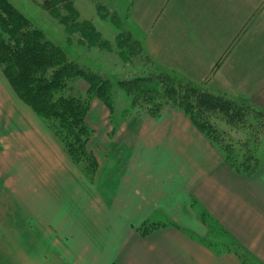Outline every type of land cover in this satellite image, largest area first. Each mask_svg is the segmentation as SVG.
<instances>
[{"label":"crops","instance_id":"1","mask_svg":"<svg viewBox=\"0 0 264 264\" xmlns=\"http://www.w3.org/2000/svg\"><path fill=\"white\" fill-rule=\"evenodd\" d=\"M115 1L160 67L264 112V0ZM117 114L91 106L89 175L0 66V264H264V162L232 169L171 106Z\"/></svg>","mask_w":264,"mask_h":264},{"label":"trees","instance_id":"2","mask_svg":"<svg viewBox=\"0 0 264 264\" xmlns=\"http://www.w3.org/2000/svg\"><path fill=\"white\" fill-rule=\"evenodd\" d=\"M42 6L81 44L110 52L118 49L120 57L127 60L143 52L141 41L134 37L124 20L105 5L97 2L96 8L101 17L117 30L114 43L91 21L81 17L73 0H44ZM0 29V66L5 76L19 97L48 124L73 161L87 174H93L97 160L88 145L93 131L87 115L95 99L113 112V82L72 60L9 0H0ZM75 80L87 84L85 93L72 95L69 92ZM118 85L130 99L125 114L142 106L153 115L167 106L182 110L221 150L232 169L252 173L262 164L258 159L253 163H237L219 138L223 132L221 124L240 127L250 119L256 122L245 126L253 128L250 137L264 134V112L256 110L249 102L211 91L166 69L149 77L120 80ZM252 112L263 117H254L256 115ZM155 226L145 225L141 230L146 234ZM240 257L244 264H252L245 254Z\"/></svg>","mask_w":264,"mask_h":264},{"label":"rangeland","instance_id":"3","mask_svg":"<svg viewBox=\"0 0 264 264\" xmlns=\"http://www.w3.org/2000/svg\"><path fill=\"white\" fill-rule=\"evenodd\" d=\"M19 11H21L34 25V27L42 30L46 35L47 39L61 47L69 57L79 63L81 66H85L90 70L103 74L104 76L111 79L113 82V103L114 110L120 111L115 118L121 117V113H125L129 109L130 99L128 95L118 85L120 80L133 79L137 77H149L152 73L164 70L160 67L149 51H147L144 43L141 41L143 52L133 59H122L118 53V49L110 52L104 49L96 47H89L81 44L75 36H70L65 26L60 23L52 13L42 6L44 0H9ZM105 5L106 8L112 12H116L127 25V21L124 18L125 4L123 2H111V0H73L74 5L81 13V17L85 20L91 21L95 27L101 32L109 41H116L117 30L105 21L98 13L96 4ZM1 30V29H0ZM86 48L87 50H85ZM97 51H96V50ZM95 50L93 52H100L99 58H96L86 64H82L75 60V55L85 54V51ZM77 53V54H76ZM149 56L148 58L146 57ZM87 84L83 80H75L72 82L69 92L72 95H79L85 93ZM96 100V99H95ZM155 100V99H154ZM100 101V100H99ZM94 102V101H93ZM93 104V103H92ZM139 108V109H137ZM133 108L135 110H146L145 106ZM258 118L263 116L252 112ZM123 116V115H122ZM256 123L250 119L246 124ZM241 125L240 127L228 126L221 124L220 128V141L228 149L229 153L232 154V159L237 163L250 162L258 159L260 162H264V134L261 136L250 137L253 128H246ZM208 220L210 222H208ZM206 221L209 223L211 230L213 231L211 236L216 239V245L225 248H230L234 243L231 238L223 232L217 224L208 217ZM244 254L245 252L242 251ZM250 263L256 264L251 257L247 259Z\"/></svg>","mask_w":264,"mask_h":264}]
</instances>
